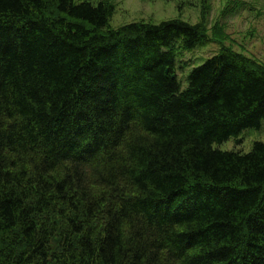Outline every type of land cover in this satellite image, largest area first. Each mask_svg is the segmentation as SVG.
Instances as JSON below:
<instances>
[{
    "label": "trees",
    "instance_id": "16d2710c",
    "mask_svg": "<svg viewBox=\"0 0 264 264\" xmlns=\"http://www.w3.org/2000/svg\"><path fill=\"white\" fill-rule=\"evenodd\" d=\"M114 9L0 0V264H264V143L213 147L260 129L264 65Z\"/></svg>",
    "mask_w": 264,
    "mask_h": 264
},
{
    "label": "rangeland",
    "instance_id": "374dc122",
    "mask_svg": "<svg viewBox=\"0 0 264 264\" xmlns=\"http://www.w3.org/2000/svg\"><path fill=\"white\" fill-rule=\"evenodd\" d=\"M75 3L103 0H74ZM114 5L108 28L118 29L137 22L158 24L181 20L190 24L202 22L212 32L221 27L225 46L243 53L264 65V0H106ZM107 29V28H105ZM217 40V41H216ZM211 39L202 47L183 51L176 45V74L180 89L187 86L189 72L218 53L222 46ZM241 142L230 139L213 147L221 151L247 153L254 142L264 143V120L259 130L248 129L240 135Z\"/></svg>",
    "mask_w": 264,
    "mask_h": 264
}]
</instances>
